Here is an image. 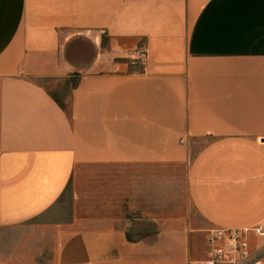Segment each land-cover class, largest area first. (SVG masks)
Listing matches in <instances>:
<instances>
[{
  "label": "crops",
  "instance_id": "crops-1",
  "mask_svg": "<svg viewBox=\"0 0 264 264\" xmlns=\"http://www.w3.org/2000/svg\"><path fill=\"white\" fill-rule=\"evenodd\" d=\"M79 164L139 168L128 217L55 221ZM258 223L264 0H0V264H194Z\"/></svg>",
  "mask_w": 264,
  "mask_h": 264
},
{
  "label": "rangeland",
  "instance_id": "rangeland-1",
  "mask_svg": "<svg viewBox=\"0 0 264 264\" xmlns=\"http://www.w3.org/2000/svg\"><path fill=\"white\" fill-rule=\"evenodd\" d=\"M58 91V88L55 90ZM139 168L124 164H79L53 208L58 223L72 227L106 226L131 212L128 181ZM41 264H51L40 260Z\"/></svg>",
  "mask_w": 264,
  "mask_h": 264
},
{
  "label": "built area",
  "instance_id": "built-area-1",
  "mask_svg": "<svg viewBox=\"0 0 264 264\" xmlns=\"http://www.w3.org/2000/svg\"><path fill=\"white\" fill-rule=\"evenodd\" d=\"M183 142V140H180ZM264 240V225L258 223L248 228H217L207 232L208 249L205 257L194 264H262L264 245L259 251L249 248L250 236Z\"/></svg>",
  "mask_w": 264,
  "mask_h": 264
}]
</instances>
